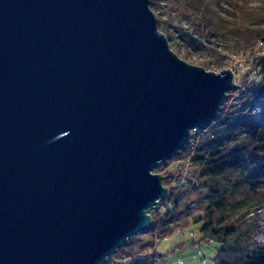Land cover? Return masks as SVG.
I'll return each mask as SVG.
<instances>
[{"label":"water","instance_id":"1","mask_svg":"<svg viewBox=\"0 0 264 264\" xmlns=\"http://www.w3.org/2000/svg\"><path fill=\"white\" fill-rule=\"evenodd\" d=\"M148 0H0V264H101L166 189L151 170L231 88Z\"/></svg>","mask_w":264,"mask_h":264},{"label":"trees","instance_id":"2","mask_svg":"<svg viewBox=\"0 0 264 264\" xmlns=\"http://www.w3.org/2000/svg\"><path fill=\"white\" fill-rule=\"evenodd\" d=\"M157 1L160 0H149V7L154 11ZM168 1L187 12V19L197 33L188 35L187 42L200 45L207 41L211 44L209 54H214L212 61L203 62L205 69L218 68L228 56L263 48V51L257 52L253 57L257 61L261 78L255 86L242 92L245 95L242 104L250 110L249 114L235 121L222 104L217 116L204 128L189 132L187 143L175 152L172 160H177L175 166L178 168H194L198 173L195 177L197 185L206 187L208 194L215 196L214 201L204 206L202 216L191 221V224L197 225L199 234L218 244V256L214 257L213 262L264 264V245H257L252 241L253 236L258 233V211L264 205V14L259 15L254 8L246 9L250 0H224L226 8L220 5L222 0ZM156 19L158 33L165 35L168 40L171 39V29L166 28V24L161 25L162 19L157 16ZM232 126L239 132L230 131ZM204 129H209L210 132L203 134L194 144L193 150H189L188 141ZM187 151H191L190 155ZM182 152L188 156L182 158L179 155ZM164 166L155 165L152 172L162 177L161 184L167 188L170 197L172 188L169 185L173 178L163 173L161 175ZM217 178L225 179L221 189H217L215 185ZM195 189L194 186L187 188L190 191ZM180 195L178 192L173 198L170 197L174 209ZM174 209L170 211L171 214L164 215L163 222L158 226L156 224L159 223L155 220L157 212L151 210L149 216L152 223L148 230L155 228L158 238L169 234L165 232V224L175 213ZM133 241L132 237L126 239L114 254L124 253L127 249L124 257H129V260L136 257L131 248ZM147 247L150 249L151 246ZM154 255L152 253L151 257H155ZM108 261L109 258L105 262Z\"/></svg>","mask_w":264,"mask_h":264},{"label":"rangeland","instance_id":"3","mask_svg":"<svg viewBox=\"0 0 264 264\" xmlns=\"http://www.w3.org/2000/svg\"><path fill=\"white\" fill-rule=\"evenodd\" d=\"M223 1L224 0H222V2ZM155 5L156 9L154 11L149 7L148 2V7L152 11L155 19L156 16L159 17V19H162L160 21L161 25L166 24V28L168 27L172 31L171 39L169 40L163 35L167 41L169 49L172 50V52L183 62L205 69V67L202 66L203 62L212 61L211 58L214 53L211 52V54H209V47L211 44L207 41L201 42L202 44L200 45H196L194 42H187L186 39L188 38V35L192 36L197 34L195 29L192 28L191 22L187 19V12L185 13V10L183 11L182 7H179L168 0L157 1ZM220 5H222V8H226L224 2ZM248 8H254L259 15H263L264 0H250L248 1V5H246V9ZM171 20L173 23H170ZM260 51H263V48L252 49L241 55L237 54L236 56H228L222 61V64L218 66V68L205 69L206 71H211L215 74L224 69H228L231 72L232 86L225 93V97L219 106V110L223 104L226 112H229L230 115L232 114L231 117L233 116L235 121L238 118H244L250 112V110L245 108L242 104L245 97L242 92L249 89L251 86H255L261 78L257 61L253 59L257 52ZM236 109L241 110L233 112ZM205 125H207V123L201 128H204ZM208 130L209 129L200 130L193 135L188 141L189 150H193L194 144L198 142L203 134L210 132ZM230 131L234 133L239 132V130L235 131L233 126L230 128ZM187 138L184 144L187 143ZM184 144L180 148H182ZM190 152L188 153L187 151L188 155H190ZM187 153L182 152L179 155L182 158H186L188 156ZM175 155L176 154L174 153L169 159L155 164H164L165 166L162 168L161 175L163 173L173 178L171 185H169V187L171 186L172 188L170 190V192H172L170 197L173 198L178 192L181 194L179 198L177 197L178 199L175 209L171 204L172 198L169 197L167 188L164 186L167 191L165 196L162 199L155 200V203L146 211L148 216L151 210L157 212L155 220L159 223L156 224V226H158L163 222L162 218L164 215L169 214L170 211L174 209L175 213L172 214V216H174H171L169 221L165 224V232L169 234L165 235V237L158 238L156 237L157 231L155 228H153L152 231H149L148 228L152 223L149 216L150 223L148 227L144 231L131 236L134 240V244L132 243L131 248L133 253L136 254V257L130 260L129 257H124L127 249L124 253L120 252L119 254H114V251L107 256L101 264H215L213 259L218 256V244L199 234L197 225L191 224V221L202 216L204 206L208 202L214 201L215 196L209 195L206 187L197 185L198 182L195 177H197L198 173L194 171V168H189L187 166L178 168L175 166L177 160L176 162L172 160ZM152 171L153 170H151V173H154ZM224 183V178H217L215 180L217 189H221ZM190 186H194L196 189L194 191L187 190ZM150 213H152V211ZM258 215L260 217L258 233L255 237L253 236L252 241L257 245H264V205L259 209ZM231 241L235 242L236 240ZM147 245L151 246L150 249ZM152 253L155 254V257H151ZM107 258H109L110 261L105 262Z\"/></svg>","mask_w":264,"mask_h":264}]
</instances>
